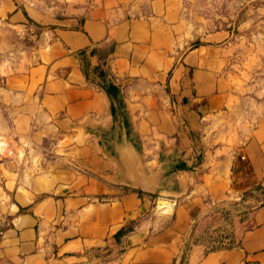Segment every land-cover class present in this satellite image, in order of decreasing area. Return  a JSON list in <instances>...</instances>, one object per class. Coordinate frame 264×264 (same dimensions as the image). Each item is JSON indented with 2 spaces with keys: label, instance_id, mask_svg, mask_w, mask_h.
<instances>
[{
  "label": "crops",
  "instance_id": "obj_1",
  "mask_svg": "<svg viewBox=\"0 0 264 264\" xmlns=\"http://www.w3.org/2000/svg\"><path fill=\"white\" fill-rule=\"evenodd\" d=\"M1 2L25 28L23 9ZM197 7L74 0L63 16L33 10L48 27L18 48L29 53L7 79L8 104L33 124L10 131L30 132L34 154L42 134L56 136L81 168L13 186L28 173L0 162V264H176L182 253L183 264H264V203L253 208L264 202V104L243 111L230 33L202 31L185 14ZM209 141L221 142L212 156ZM157 198L176 204L171 214ZM228 221L235 246L211 250L202 235Z\"/></svg>",
  "mask_w": 264,
  "mask_h": 264
},
{
  "label": "rangeland",
  "instance_id": "obj_2",
  "mask_svg": "<svg viewBox=\"0 0 264 264\" xmlns=\"http://www.w3.org/2000/svg\"><path fill=\"white\" fill-rule=\"evenodd\" d=\"M9 1L23 9L24 19L27 22L25 28L14 26L9 21L12 9H8L0 0V127L7 131L1 133L3 140H0L2 142L0 162L5 160L14 162L18 172L21 171L22 175L27 172L23 181L14 180L10 183L13 186L18 183L28 186L34 175H50L56 170L68 167L77 171L81 168L77 160V152L68 155L64 149L57 148L59 138L54 135L48 139L45 134H42L41 142L35 148L34 154L33 137L30 132L19 136L18 133L10 131L12 126L19 123L24 127L29 125L31 128L32 118H17L15 110L11 109L7 102L13 95L8 90L7 79L16 74L15 67L18 62L29 53L18 52V48L22 50L32 48L39 39V31L43 32L48 27L40 16L34 15L33 10L46 15L52 11L54 14L63 16L65 8L70 6L74 0ZM194 4H199V7L185 9V14L190 19L200 21L202 31L210 25L217 32L230 33L231 43L235 46L231 71L236 76L235 84L241 97L250 98L248 108L243 106V111L251 112L258 105L260 107L264 104V0H194ZM220 143V141L215 144L210 141L207 143L211 156ZM227 144L232 145V143ZM8 200L11 201V196ZM262 203L264 202H257L253 208L263 205ZM171 205L172 208L176 206L170 201L157 198L154 208L163 211ZM214 206L215 208L223 207L222 204ZM229 206L238 211L246 205L240 200L233 199ZM169 213H172L171 210ZM233 234L232 226L228 221L226 226L209 229L205 236L202 235V239L210 242L211 250L231 248L235 246ZM183 263L184 255L180 264Z\"/></svg>",
  "mask_w": 264,
  "mask_h": 264
},
{
  "label": "bare ground",
  "instance_id": "obj_3",
  "mask_svg": "<svg viewBox=\"0 0 264 264\" xmlns=\"http://www.w3.org/2000/svg\"><path fill=\"white\" fill-rule=\"evenodd\" d=\"M172 209H173V208H172V205H171V206H169L168 209L164 210L163 212H164V213H169V210H171V212H172Z\"/></svg>",
  "mask_w": 264,
  "mask_h": 264
},
{
  "label": "built area",
  "instance_id": "obj_4",
  "mask_svg": "<svg viewBox=\"0 0 264 264\" xmlns=\"http://www.w3.org/2000/svg\"><path fill=\"white\" fill-rule=\"evenodd\" d=\"M3 235V229H2V225L0 223V237Z\"/></svg>",
  "mask_w": 264,
  "mask_h": 264
},
{
  "label": "water",
  "instance_id": "obj_5",
  "mask_svg": "<svg viewBox=\"0 0 264 264\" xmlns=\"http://www.w3.org/2000/svg\"><path fill=\"white\" fill-rule=\"evenodd\" d=\"M184 249H185V248H184ZM182 257H183V253H182V255L180 256V258L178 259V261L176 262V264H180Z\"/></svg>",
  "mask_w": 264,
  "mask_h": 264
}]
</instances>
